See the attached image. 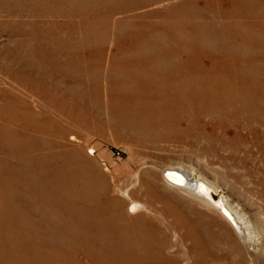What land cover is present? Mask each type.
I'll return each instance as SVG.
<instances>
[{
  "label": "rangeland",
  "instance_id": "374dc122",
  "mask_svg": "<svg viewBox=\"0 0 264 264\" xmlns=\"http://www.w3.org/2000/svg\"><path fill=\"white\" fill-rule=\"evenodd\" d=\"M67 1L63 4H54L46 0L43 3L33 1L22 6L12 3L8 8L22 13L28 12L27 14L44 15L41 20L49 25L55 16L58 18L61 16L57 19L59 23L68 21L72 7L68 5L71 0ZM192 1L201 7L204 0ZM209 2L212 3V0ZM215 2L217 1L215 0ZM88 3L85 6L93 9L91 1ZM49 7L51 8L49 9ZM98 8L103 15L104 7L98 5ZM162 9L160 5H150L120 14L115 18L127 19L128 23L139 25L161 24L165 23L164 19L160 16L153 17L150 13ZM23 16L24 14L22 19L27 21L34 20ZM210 19L213 18L204 20ZM113 22L111 20L106 28L97 25L98 27L86 38L87 36L85 37L81 33L82 24L76 23L74 20L73 31H58L57 36H61L64 40L61 46L54 43L55 35L52 33L32 31L31 28L26 29L27 33L20 36L25 40V43H22L24 46H21L23 48L20 47L17 51L29 56L34 61L37 60L35 64L38 65L39 70L34 77L23 78L28 80V84L25 86L10 74L16 69L14 61L11 62L13 64L10 67H7L9 65L6 58L0 57V70L6 69L4 72H0V93L2 92L0 97L4 98V101H0V105L2 107L7 105L5 98L11 96L16 100H12L14 104L20 105L21 109L26 107L31 112L28 117L33 126L28 132H32L36 136L37 139L34 143L36 148L26 155L34 164L40 159L39 163L37 162L40 165L37 170H42L39 176L43 175L45 180L51 176L58 192L66 196L65 199L59 195L51 198L50 189L47 188V191L42 190L40 199L37 201L31 191L33 190L35 194L40 191L37 185H34L32 175H29L26 181L32 182L33 186H26V188L24 186L23 188L22 185L7 188L0 183V252L4 255L3 258H0V264H41L38 256L47 252L52 257L54 255L52 260H57L55 254L61 260L57 263L50 261L53 264H67V261L68 264H94L87 254L94 250L92 246L98 250L100 245L96 241V237L86 235L87 216L93 208H91L88 196L83 194L84 191L86 194L89 192L94 194V192L108 190L110 194L125 201V210L128 212L131 200L137 198L135 193L141 195L140 191L148 188L146 180L150 184V190H154L153 192L156 193L159 200L152 194L147 199L141 197L142 202L146 204L145 209L135 214L130 213V216L133 220L137 217L140 218L136 221V225L143 222L150 228L158 227L161 235L165 234V244L170 246L166 250L167 255L176 256L179 259L178 264H194L197 261L196 257L201 254V252H194L191 249V243L182 238L181 225L188 222L199 223L203 226L205 233H209L215 238V243L208 246L203 254L204 259L207 258L204 260L206 263L264 264V119L262 123L256 121L258 116L264 117V105L260 107L256 101V95L250 97L249 102L245 103L247 97L235 95L234 90L227 96L226 101L224 100L225 103L222 107H217L212 111H203L201 117L194 114L196 111H189L188 116L185 117L183 114L188 120H185L186 123L183 121L176 126L168 124L165 125L166 127H158L151 131V139L140 137L129 128H122L119 119L114 116L108 105L116 103L117 99L121 100L122 98L123 101H120L122 103L135 104L145 109L150 107L152 102L149 101V96L157 97L166 93L169 72L165 63L161 65L157 81L161 93H156L153 89L149 90L154 85L150 82V79H154L153 76H147L149 69L141 68L140 72L143 75L140 74L138 78L130 75L118 79V76H116L117 78L113 75L112 77L104 76L107 68L106 60H103L100 65H92L91 71L94 70L92 75H84L83 71L72 75V68H69L63 57H59L63 61L61 64H64L62 72L61 70L56 71L55 65L53 66L51 62L46 68V64L40 60L42 50L54 53L58 48L63 49V55L75 54L77 62L82 54H89V51L95 53L102 49L107 53L110 47L111 52L115 53L113 44L122 35L125 28L114 29ZM159 32H157V36H161L163 39L160 44H166L168 40L166 33ZM253 35L257 36L256 33ZM65 36H69V38ZM238 37L230 46H235L238 53L237 58L240 59L244 56L245 49L244 46L239 45ZM17 38L16 35L0 33V51L5 49L3 48L5 45L15 42L14 39ZM260 39H264V37L261 36ZM193 40L208 46L207 51L212 52L216 48V44L206 37H197ZM183 41L180 38L177 42L182 43ZM126 43L130 44L128 41ZM47 44L49 45L47 46ZM228 46L229 44H227V48H229ZM150 50L152 55L160 52L162 56L166 57L174 52L175 59L180 58V61L189 59L182 49H172L171 52L167 45H160L157 49L148 48L149 52H145L144 55L147 57L151 55ZM38 53L40 58L37 56ZM250 53L251 56L258 58L253 60V63L247 62L248 64L245 66L242 63L234 64V67L237 66V68H235V72L231 71L234 73L233 76H236L233 77V80L241 77L245 82L253 80L258 84V89L263 90L264 60L260 59L261 52L259 50ZM238 59L236 62H239ZM202 60L207 65L206 59L202 58ZM7 68L9 69L7 70ZM85 68L83 70L88 71V68ZM44 69H47V72L51 71L52 74L42 77L40 72H44ZM183 69L186 68H181V71ZM204 71L209 70L204 68ZM45 73L46 71L43 75ZM196 77L197 75L192 76V78ZM178 78L186 77L184 74H180ZM204 78L212 82L214 77L206 75ZM49 97L54 98L49 99ZM56 100L60 103L63 101L62 104L66 111L60 112L59 107L56 108ZM72 105V113L75 115L79 113L80 108H83V111L80 112L85 114L86 124L80 125L78 121L73 122L67 118V112ZM16 119L11 124L4 123L2 125L11 130L16 129L23 132L20 128V119ZM0 123H2L1 120ZM43 127L46 130L42 133L39 132V129ZM186 127L189 133L185 135L183 131ZM59 130L61 131L60 134L58 133L60 136L56 133ZM62 130L68 133L63 136L64 138L61 137ZM73 136L77 137L76 140L71 139ZM10 162L11 159L5 152H0V164ZM80 164L81 167H79ZM170 168L186 170L192 173L194 180L206 184L211 196L210 204L224 205L242 227L243 235H239L221 217L217 208L202 203L201 200H197L185 192L167 187L163 177L164 172ZM0 174L6 177L4 171ZM125 192L129 195L126 196L128 198L124 197ZM8 217H12L11 221L14 224L9 223ZM55 219L63 224L58 230L52 223ZM77 221L79 224H83L80 226ZM75 229L79 232L78 236L72 232ZM54 237L55 239H53ZM99 238L101 237L99 236ZM105 242L110 243V240L107 239ZM93 253L97 254L96 251ZM23 254L33 256L26 259ZM109 261H112V258H109ZM135 261L130 264H144L140 262V259Z\"/></svg>",
  "mask_w": 264,
  "mask_h": 264
},
{
  "label": "bare ground",
  "instance_id": "6f19581e",
  "mask_svg": "<svg viewBox=\"0 0 264 264\" xmlns=\"http://www.w3.org/2000/svg\"><path fill=\"white\" fill-rule=\"evenodd\" d=\"M33 1H40L41 3H43L45 0H0V33H8L12 36H18L17 39H14L15 42H12V44L15 43L14 45L7 44L3 47L5 49L0 51V57L6 58L7 64L9 65L7 67H10L14 63V65L16 66L15 72L10 74H12V77H16L17 79H19L21 81V85L25 86L28 84V80L23 78H27L28 76L34 77L35 75H37V72L39 70L38 65L35 64V61L37 62V60L34 61L29 56H26L22 52L17 51L21 46H24V44L22 43H25V40L20 38V36L25 35L29 28H31L32 31L52 33L53 35H55L54 43L61 46L63 45L61 43H64V40L61 38V36H57V34L59 33L58 31H73L74 28L72 26L74 20L76 21V23L82 24L81 33L82 35H85V37L87 36L86 38H88L89 34L99 25L102 28H106L109 22L111 20L113 22V20L115 19L113 22L114 29L125 28V31L123 30L122 35L119 36V38L113 44L115 53L111 52L110 47L107 50V53L102 49L96 51L95 53H91V51H89V54H82L77 62V59H75V54L63 55V49L58 48L57 50L54 49L56 50L54 53H51L48 50H42L40 60H42V62L46 64V68L49 67V64L51 62L53 66L55 65L56 71L61 70L62 72V65L64 64H61V62L63 61H61L60 59L63 57L65 58V61H67L66 64L69 66V68H72V75H77V73H80L81 71H83L82 73L84 75H92V72L94 71H91V69L93 68L92 65H100L102 64L103 60H106L107 68L104 72V76H118V79H123L130 75L133 77L136 76V78H138L139 75L142 74L140 72L141 68H144L143 70L149 69V74H147V76H153L154 79H150V82H152V85H154L153 87L148 88L149 90L153 89V91H156V93L160 92V86L157 85V83H159L157 82L159 80L158 75L161 71V65L165 63V65L168 67L169 72V80L167 82L168 86L165 88L166 93L165 95L160 94L157 97L149 96V101L152 102L150 107H146L147 109H145L142 106H137L135 104L122 103L120 102L122 98L121 100L117 99L116 103L108 105L109 107H111L110 109L114 113V116L119 119L122 128H129V130H133V132L138 134L140 137H144L145 139L146 137H148V139H151V131L157 129L158 127H166L165 125L168 124H175L176 126V124H180L183 121L186 123L185 120H187V118L185 117L188 116L189 111H196L194 114L198 117H201L203 115V111H212L217 107H222L226 101L225 99H227V96H229L231 94V91L234 90L235 95L237 94L238 96H243V98L247 97L245 103L249 102L250 97L256 95L255 98L257 103L260 104V107L264 105V89H258V84L253 80H251V82L249 80L248 82H245L242 77H239L240 79L235 78L233 80V77L236 76H233L234 73L231 72L233 70L235 72V68H237V66L234 67V64L242 63V65L245 66L250 61L253 63V60L258 58H256L255 56H251V51L256 52V50H259V52H261L260 59L264 60V39H260L261 36L264 37V0H216L217 2L215 3V0H212V3L209 2V0H204L201 7L197 6L196 2L192 0H68L70 1V4L68 5H71L72 7V12L70 17H68V21L59 23L57 19H59L61 16H59V18L58 16H55L52 18L53 20L49 25H46V23L41 20L44 15H40V17L35 13L27 14L28 12L22 13L21 11H14L8 8V6L10 4L12 5V3L18 6H22L23 4H29V2ZM46 1H51V3L53 2L54 4H63L64 2H66V0ZM88 1H91L93 9H89V6H85ZM98 5H101L105 8H103V15L101 10H98ZM150 5H160L163 8L160 11L151 12L150 15H152L153 17H162L165 23H145L139 25L136 23L132 24V22L128 23L127 19L115 18L120 14L131 12L140 7H147ZM50 8L51 7H49V9ZM23 14L25 17L28 16V18L30 17L34 20L27 21L25 19H22ZM50 15L52 16V14ZM204 16L206 17L204 18ZM206 18L213 19L205 21L204 19ZM150 32H152L153 35ZM157 32L166 33V37L168 38L166 44H160V41H162L163 39L161 36H157ZM255 33L258 37H254L253 34ZM65 37L69 38V36ZM197 37H206L208 39H211L212 42L216 44V48L212 52L207 51L208 46H204L201 43L194 42L193 39ZM237 37L239 39V45L244 46L243 48L245 49L244 56L240 59L237 58L238 53L235 46H230ZM180 38L184 40L182 43L177 42ZM244 39L247 40L245 41ZM127 41L130 42L129 45H127V43L125 44V42ZM227 44H229V48H227ZM48 45L49 44H47V46ZM160 45H167V47L171 49V52L173 51L172 49H182L183 52L185 51L184 53L189 59L183 61H180V58L175 59L173 57L174 52H170L171 55H166V57H164L160 52L154 53L155 55H152L153 53H151L150 50L151 55H149L148 57L144 55L145 52H149L148 48L157 49ZM248 50L249 53H247ZM186 51L188 52L186 53ZM37 56L40 58L39 53L37 54ZM59 57L61 58L59 59ZM202 58L206 59L207 65L204 63ZM237 59L239 60V62H236ZM245 59L247 60L246 62ZM11 62L13 63L11 64ZM85 67L88 68V71H85ZM83 68L85 69L83 70ZM181 68L186 69H183V71H181ZM204 68L209 71H204ZM8 69L9 68H7V70ZM4 70L6 69H2L0 70V72H4ZM45 71L46 73L43 75ZM45 71L40 72L42 77L52 74L51 71L47 72V69ZM180 74H184L186 78L179 79L178 75ZM193 75H197V77L192 78ZM206 75L214 77L212 79V82L204 78V76ZM228 76L232 77L230 78ZM110 77L108 78L111 79ZM247 90H249V92H247ZM53 98L49 97V99ZM3 99L4 98L0 97V101ZM5 99H7V102L5 103L7 105H4L3 107L0 105V120L2 121V123H0V152H5V154L11 159V162L0 164V173L4 171L6 174V177L0 174V183H2L7 188H13L17 185H22V187L24 186L26 188V186H33L34 183V185H37L40 191V193L37 194L33 193V190L31 191L37 201L40 199L39 196H41L42 190L47 191V188L50 189L49 194L51 195V198H54L55 195H59L65 199L66 196L58 192L57 186L54 184V179L51 178V176L46 180L43 175L39 176L42 173L41 169L40 171L37 170V168L40 166L38 164L40 159L37 161L38 163L36 162L34 164L33 161L28 159V156L26 155V153L28 154V152L36 148V145L34 144L35 140L37 139L36 136L33 135L32 132H28L33 126L31 123L32 121L30 122V119L28 117V114L31 112L26 107H23L24 109H21L20 105H18L17 103L14 104L12 100L15 99H12L11 96L6 97ZM114 99L115 98H113V100ZM229 99L230 97L228 98V100ZM62 102L60 103L56 100V108L59 107L58 110L60 112H62L63 110L66 111V109H64L65 106L63 107L64 104H62ZM72 109L73 105L67 112V118H69L73 122L78 121L80 125L86 124V118L84 117L85 114L80 112L81 110L83 111V108H80V111L77 115L72 113ZM183 114L185 117L183 116ZM258 117L259 118H256V121L262 123L264 117ZM16 118H18V120L20 119V128L23 130V132H19L16 129L11 130L10 128L8 129L7 127L2 125L4 123L11 124L15 122ZM187 129L188 128L186 127L183 131L185 135L189 133ZM45 130L46 128L43 127L39 129V132L42 133ZM60 132L61 131L59 130V132L56 133L60 134ZM59 134L58 136H60ZM67 134V131L62 130L61 137L64 138L63 136ZM76 138L77 137L74 136L71 137L72 140H76ZM79 167H81V164L79 165ZM164 174L165 175L163 177V180L167 184V187L185 192L189 196L194 197L195 199L197 198V200H201L202 203L204 202L209 206L211 205L217 208L220 212L221 217H223V219L228 222L239 235L244 233L242 227L236 221L235 216L231 212H229V210L224 205L214 206L210 204L209 200L211 199V196L209 194L208 187L203 182L194 180L192 173L186 170L170 168L167 169ZM29 175H32L33 183L26 181L29 178ZM145 183L148 188L144 189V191H140L141 195L135 193V195H137V198L134 196L136 199L134 198V200H131L132 202L130 203V211L128 212H126L125 210V201L122 198H118L110 194L108 190H104L98 193L94 192V194H92V192L86 194V192L84 191L83 194L85 196H88L91 208H93L92 211L89 212L88 216L86 215V235L88 234V236L96 237V241H98L100 245V248L98 250H96L95 246H92L94 250L91 253L89 251V253L87 254V256L89 255V259H91L92 263L130 264L136 262V259H140V262H143L144 264L179 263V259L176 258V256L173 257L167 255L168 252H166V250L167 248H170V246L165 244V234H163L162 236L158 227L150 228L149 225L145 226L143 222H139L140 224L136 225V221L140 218L137 217L133 220L132 216H130V213L135 214L145 209L146 204H144L142 201L145 198L147 199L149 195L152 194L155 196V198L158 199L156 193L153 192L154 190H150L151 187L149 186L150 184L147 183V180ZM124 195V197H126L128 194L125 192ZM11 218H9V223L14 224L11 221ZM52 223L57 230L59 229V227L63 226V224L57 219H55ZM82 224L83 223H80L79 225L81 226ZM132 224L135 225L133 226ZM181 226L182 238L191 243V249L194 252H201V254L196 257L197 261L194 264H208L206 263V261H204L207 258L205 257L204 259L203 254L208 246L210 247L215 243V238L211 234L205 233L203 226H201L199 223L188 222L182 224ZM205 228L207 229V227ZM76 229L72 230V232L74 235L78 236L79 232ZM99 236L101 238H99ZM53 239H55V237ZM107 239L110 240V243L105 242ZM94 251H96L97 254L93 253ZM49 254L50 253L47 252L44 254L42 253L38 256L41 264H53L51 262L57 263L61 261L57 254H55L57 260H52L54 259V255L52 254V257ZM2 255L3 254H1L0 252V258L4 257V255ZM23 256L26 259H29L30 256L32 257L33 255L23 254ZM179 256L181 257V255ZM109 258H112V261H109ZM31 262H33V260H31Z\"/></svg>",
  "mask_w": 264,
  "mask_h": 264
}]
</instances>
